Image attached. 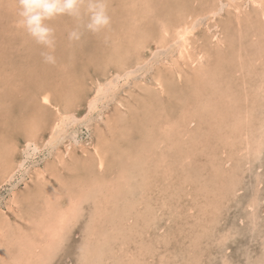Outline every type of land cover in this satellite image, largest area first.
Segmentation results:
<instances>
[{
	"label": "rangeland",
	"instance_id": "374dc122",
	"mask_svg": "<svg viewBox=\"0 0 264 264\" xmlns=\"http://www.w3.org/2000/svg\"><path fill=\"white\" fill-rule=\"evenodd\" d=\"M146 1L110 0L111 24L108 29L93 34L82 27V22L81 39L74 42L68 40V32L76 26L75 21L58 17L52 22L56 32V63L51 65L44 62L42 47L18 27L16 0H0V133L5 132L7 145L11 144L7 150L0 146V155L9 159L11 167L0 180V219L6 226L10 223L15 231L27 232L36 240L40 237L41 227H37L36 219H32L35 205L31 199H24L33 188L35 190L38 185L45 188L48 184L64 194L66 203L68 197L79 192V185L93 176L115 177L113 173L118 160L113 158L114 154L146 148L156 137L166 140L173 136L172 145L178 150L173 154L163 146L161 152L166 155L164 167L167 169L172 165V170H177L176 181L166 191L168 180H164L163 175L157 177V172L153 171L148 175L153 182L156 181L157 187L167 192L163 193L164 198L173 187L182 198L176 201L171 196L165 202L164 214L161 218L156 216L153 225H144L148 221L140 219L141 233L135 230L134 217L130 223L121 225L123 228L117 226V230L110 232L120 223L121 209L109 205L107 214H103V221L97 226L99 231L107 232L102 243L109 261L104 264H129L130 254L140 259L136 264H264V0H152L150 16L143 11ZM261 1L262 5L259 4ZM134 6L138 8L136 18L141 19V26L149 28L152 34L146 58L129 68L120 69L117 64L109 62V55L115 44L123 45L134 38L135 24L130 22ZM211 11L215 14L212 15ZM186 13L196 15L189 19L196 34L193 33L192 38L197 40L192 44L191 52L203 54L207 50L206 61L214 71L218 85L206 86L204 93L197 95L191 90L192 82L182 78V72L179 81L166 83L165 91H144L136 86L137 82L154 86L157 65L176 55L180 44L178 39H169L168 45L159 47L156 17L172 19ZM145 17L148 18L144 22L142 18ZM71 51L75 56L73 62L67 63ZM184 67L190 72L186 65ZM75 72L83 87L82 97L71 112L72 120L69 117L58 127L60 113L57 110L60 109L61 113L63 110L53 105L55 101L45 107L41 102L42 86L49 90L56 82L63 83L66 78L73 77ZM199 84L200 81L196 80L193 88L198 90L196 85ZM202 96L208 100V111L201 107L193 119L191 115L196 112L197 101H201ZM91 99L97 103L94 110L90 108ZM121 102L125 104L123 108ZM235 111L247 112L248 123L234 133L224 135L231 125L228 120L233 116L227 115V119L222 120L225 123L218 124L221 128L214 126V119L217 114ZM33 112L40 115L41 121H38L37 138L30 140L26 116ZM183 113L190 117L183 116ZM109 122L114 128L112 131L107 127ZM175 123L178 128L171 127ZM160 126H165L166 130ZM102 135L111 141L109 146L112 145L114 151L107 154L106 172L96 166H87L93 144ZM81 146L86 152L81 151ZM67 147L74 152L75 159L68 154L64 165L57 164L58 148L66 152ZM48 163L59 165L60 177L45 172ZM161 170L165 169L161 167ZM39 171L45 172L40 183ZM57 177L62 181H57ZM15 195L21 197L19 205L14 203ZM154 195L156 197L158 193L154 191ZM84 209L48 264H82L85 239L95 212L94 196L84 203ZM8 236L4 233V238L0 237V264H13L10 253H14L17 246L10 247Z\"/></svg>",
	"mask_w": 264,
	"mask_h": 264
},
{
	"label": "bare ground",
	"instance_id": "6f19581e",
	"mask_svg": "<svg viewBox=\"0 0 264 264\" xmlns=\"http://www.w3.org/2000/svg\"><path fill=\"white\" fill-rule=\"evenodd\" d=\"M151 3H152V0H151ZM151 3H150V0H147L145 3L146 6L144 7L143 11L145 12L146 16H150V14L153 12V9L151 7V5H153V3L152 4ZM259 4L262 5V1ZM140 6H142V5L140 4ZM133 8H135V9L132 10L133 12H132L131 16H133V17L130 20V22L132 21L131 23L135 24V29L132 33L133 34L132 37H134V38L127 40L125 42V44H123V45H119V44L116 45L115 44L114 48L111 51V54L109 55V62L117 64L118 68H120V69L129 68L134 63H138V62H140L146 58V55H145L146 49H148L149 37L152 34L148 30L149 28H146V26L145 27L141 26V24H142L141 19L136 18V17H138L137 16V9L138 8L136 6H134ZM159 9H160V6H159ZM213 12L214 11H211L210 13L213 15V14H215ZM176 14H177V12H176ZM185 15L181 14V16H175L174 18L172 17V19H171V17L169 19H164V17H156L157 21H154V22H158L157 24L159 26L157 28L158 29L157 32L159 34L156 35V33H157L156 32L155 35L158 37L157 41H158L159 47L163 48V47H165V45H168V42L170 41L169 39H171V40L172 39H175V40L178 39V40H180V44L178 45L176 55L173 54V55L169 56L170 58L168 57L167 60H163V61L161 60V62H159V65H157L156 70H155V74L153 75L154 86L153 85L149 86V85H147V83H144L142 81L137 82L136 86L138 85L139 88H143L144 91L145 90L148 91L149 89L153 90L154 92L157 90L165 91L166 83L169 81H179L180 79L178 80V78H179L178 76L181 75L182 72H183L182 78H187L189 81H191L193 87L195 86L196 80L200 81V84L196 85V86H198L197 87L198 90L196 88H193L190 86L192 88L191 89L192 92H194L197 95L203 94L205 91L204 88L206 86L218 85V84H216V81H215V76L213 74L214 71L212 72L211 67L209 65V62L206 61V59L209 55L207 50L203 54H195V53L191 52L192 44L194 43V41H197V40H194V38H192L193 33H194V28L190 27L191 24L189 23V19L192 20L193 18L196 17V15H193L192 13L189 15H188V13H186ZM165 16L167 17V14ZM147 18L148 17L142 18V20L145 22V21H147L146 20ZM153 18L154 17L152 15V19ZM66 26H68V25H66ZM154 27H152V28H154ZM217 34H219V33H217ZM196 39H198V38H196ZM118 40H120V38ZM194 47H196V46H194ZM223 47H224V45H223ZM222 52H224V51H222ZM234 52H236V51H234ZM74 56H75V53L73 51H71L66 62L67 63L73 62ZM212 56H213V54H212ZM253 62H255V61H253ZM63 64L66 65V63H63ZM108 64L109 63H106V65H108ZM184 65L187 66V68L190 70V72L185 69ZM155 66H156V64H155ZM76 74H77V72L73 73V77L75 76V78H73V77H71L72 79L66 78L63 82L64 84L61 81H59L58 83L56 82L53 85V87L49 90L45 86H42L43 93L41 94L42 95L41 102L45 105V107L52 105L55 101V104H53V105H55V107L56 106L61 107L63 110L62 113H61L60 109L57 110L60 113L58 116V120H59V123H57L58 127H61L62 124L64 125L65 119L72 117L71 112H73V108L76 106V104L78 103V101L82 97L83 87L79 83L78 77L76 76ZM219 75H220V73H219ZM220 76H219V78H220ZM112 82L113 81H111L110 83H112ZM230 85L231 84H229V86ZM219 86H216L215 88L220 89ZM144 87H146V89ZM100 89H101V87H100ZM228 90H229V88H228ZM39 91H40V89H39ZM221 91H223V90H221ZM38 94H40V93H38ZM225 94H226V91H225ZM137 95H139V94H137ZM158 95H160V93ZM35 96H37V92H36ZM203 96L201 98V101L203 103L204 102L205 103L203 104V103H201V101H197L198 103H197V106L195 107L196 112H194V114L192 113L193 115L190 114L193 119H195L197 117V116H195V114L197 112H200L201 107L206 109L207 108L206 106L209 105V103L207 102L208 100L206 101L207 97L204 96V98H206V99H204ZM130 97H132V96L130 95ZM122 98H124V97H122ZM38 99L40 100V98H38ZM126 99H128V98H126ZM122 102H121V107L123 108V106L125 104L123 105ZM96 105H97V103H95V101L92 100L90 103V108L94 110L95 107H97ZM0 106H1V103H0ZM227 107L228 106H224V108H227ZM232 108H233V106H232ZM228 109L231 110L230 108H228ZM120 111L121 110L119 109V112ZM149 112H150V110H149ZM7 113L9 114V112H7ZM8 114H7V116H8ZM217 115L218 116L216 117V119H214L215 120L214 126H216L217 128H221L218 126V124L225 123V121H222V120H224V118H226L227 115H229V117H230V115L233 116V118H231V120H228V121H230V123H231L230 126H232V128L230 129V126H229V129H227V131L224 132L225 133L224 135H229V134L234 133L235 131L239 130L242 126H244L248 123V118H249L247 112H244V114H243L242 112L236 113V111H235L233 113L228 112V114L226 113V115L223 113L217 114ZM183 116L190 117L188 113H183ZM126 118H127V116H126ZM71 120H72V118H71ZM38 121H41V118H40V115H37V112L36 113L33 112V114L31 116L30 115L26 116V123H27L29 133L31 136L30 140L32 138H33L32 140L37 138L36 132L38 133L40 130ZM3 122H5V121H3ZM104 122H105V120H104ZM184 122H186V121L184 120ZM65 125H67V124L65 123ZM107 127H109L110 131H112V129H114L111 127L110 122H109ZM160 127L163 129L165 126H160ZM171 127L178 128V125H177V123H175V124L171 125ZM63 128H65V127H63ZM188 128H189V126H188ZM51 129H53V128H51ZM164 130H166V127L164 128ZM176 131L179 133L178 129ZM99 133H101V131ZM181 134L183 135L184 131L181 132ZM103 135L99 136L96 144H93V147H92L93 150L91 151V155L89 154V156L87 157V166H89L91 168L93 166H96V167L100 168V170H102L101 172H103V171L106 172V170H107L106 161L108 159L107 154L111 153V152L114 153V151L111 147L112 145L109 146V143L111 141H109L108 139H105L104 138L105 135L104 136ZM171 135H173V134H171ZM52 137L54 138L55 136H52ZM172 141H173V136L169 137L166 140H164L163 137H156V138H153L147 144L146 148L139 149V150L129 149L120 155L114 154L113 158L114 159L116 158L118 160V161L116 160L118 162V164L116 166L117 168L113 173L115 175V177L113 179H107V176H105V175H103V176H97L96 175L95 177L93 176L90 180L82 182L81 185H79L80 188H78L79 192L78 193L76 192V195L73 194L70 197H68L66 203H64V199H63L64 194H62L61 191L57 190L56 188H53L52 186L49 187L48 184H46V187H45L46 189L44 188V186L40 187L39 185L36 187L35 190L33 188V191L32 192L30 191V193L28 195H26L27 198L25 197L24 199H25V201H27L26 199H31L30 201H32L33 205H35V207H38L37 210L34 209L35 207L32 208V212H34L33 213L34 216L32 217V219H36L37 227H41V231L39 234L40 237H38V239L33 240L31 237H29V235H27L26 231H25L26 233H23L20 230L15 231V229L11 228L12 225L10 223L9 224L11 227L9 226V224H8V226H6L5 222L0 219V237L4 238V233L9 234L8 237L10 239L9 240L10 247L17 246L16 251L14 253L13 252L10 253L13 264H48L50 262V260L52 259V257L54 256L55 252L57 251V247L64 240V237L67 234V232L75 225V223H76L77 219L80 217L81 213L82 212L84 213V211H85L84 203L86 201H88L90 198H92V196H94V201H95V209H94L95 212H94V215L92 216L93 218L91 221L89 235L85 239V249L83 252L82 264H93V263L94 264H104V263H107L109 261V259H108L107 253L104 250V244L102 243V238L107 237V234H106L107 232L99 231L97 229V226H98V224H100L99 222L103 221V220H101V218H102L104 213L107 214L106 211H107V207L109 205H111L112 207H119L120 206L119 209H121L119 211L120 216H121V217H119L120 223L115 225L110 232L117 230V228H118L117 226H121V225L123 226V224L126 225L127 223H130L133 220V217L135 219V221H133L135 224V227H136L135 230L136 231L139 230L138 232H140V228L142 227L141 223L139 221L140 219L141 220L142 219L147 220L148 223H146L144 225L151 226L154 224L156 216L160 217L161 215L164 214L162 212H163V210H164L163 208L165 207V204H166L165 202L171 196L175 197L173 200H176V201H178V199L182 198L181 197L182 195H179L178 192H176V187H173L172 188L173 190L169 191L170 193L168 192L169 193L168 197H167V195L165 196L167 199L164 198L163 197L164 189L160 186H159L160 188L157 187L158 184L156 185V181L153 182L154 179L152 180V177H150L148 175L149 171L157 172L156 173L157 177L159 175H161V176L163 175V178L165 177L164 180H166V179L168 180V181L166 180L168 185H166L167 187L165 190L168 191L172 187L171 185L173 184L174 181H176L175 176H178L177 170H172L173 169L172 165L167 167V169L164 167L163 164H165L164 162H166V158H165L166 155L161 152L163 149V146H167V148H169L168 150L174 154V152L178 149H177V147H175V145H172ZM225 142H226V144H229V140H226ZM7 143H8L7 134L5 132L0 133V146H3V148L7 150V147L11 146V144L7 145ZM81 148H83V150H81V151L86 152L84 147L81 146ZM243 148H244V146H243ZM72 152L70 151V149L68 147H67L66 152L62 151L60 148H58V151L55 155L56 163L64 165L68 161L67 157H66L68 154H70V157H72L71 159L74 160L75 157L72 156L74 154V152L73 153ZM168 154H170V153H168ZM259 154H261V153H259ZM84 157H85V155H84ZM110 163H111V161H110ZM12 164H14V163H12ZM57 164L48 163L46 165L45 172L46 173L50 172V174L52 176H57L58 172H59V165H57ZM161 167H163L165 170H161ZM10 168L11 167L9 164V159L7 157H5L4 154H1L0 155V180H2V177H4V175H6L8 173ZM45 172L39 171V173L37 174L39 177L38 178L39 183L41 182V180H44V177H42V176H44ZM154 176H155V174H154ZM110 178H111V176H110ZM61 179L58 178L57 181L61 180ZM169 186H171V187L168 189ZM30 188H29V190H30ZM188 189L189 188L187 187L186 190H188ZM153 190L158 193V196L155 197ZM210 190H212V187ZM182 191L183 190H181V192ZM165 193L167 194V192H165ZM165 193H164V195H165ZM153 195H154V198H153ZM14 203H18V205H19L21 203V197H19L18 195H15ZM215 204H217V203H215ZM178 208L179 207H176L177 210H178ZM108 211H110V209ZM7 220H5V221H7ZM203 220L205 221V218ZM210 221H211V219H210ZM27 223H29V222L27 221ZM199 225H200V223H199ZM208 225H209V223H208ZM200 228H201V225H200ZM34 234H35V232H34ZM136 234H138V233H136ZM203 234H205V233H203ZM99 236H100V238H99ZM199 239H200V237H199ZM3 245L4 244H2V246ZM124 246H126V245L124 244ZM107 248H109V247H107ZM112 248H114V247H112ZM127 249L128 248H126V250ZM140 254L142 255V252H140ZM128 260L129 261H127V263L136 264L137 260L139 262L140 259L138 257H136L134 254H130V256L128 257ZM115 261H117V259ZM227 263H225V264H227Z\"/></svg>",
	"mask_w": 264,
	"mask_h": 264
},
{
	"label": "clouds",
	"instance_id": "9594fccd",
	"mask_svg": "<svg viewBox=\"0 0 264 264\" xmlns=\"http://www.w3.org/2000/svg\"><path fill=\"white\" fill-rule=\"evenodd\" d=\"M110 0H16L17 25L43 49L45 63H56V32L52 22L58 17H69L76 26L68 32L70 42L79 41L83 28L93 34L108 29L111 24Z\"/></svg>",
	"mask_w": 264,
	"mask_h": 264
}]
</instances>
